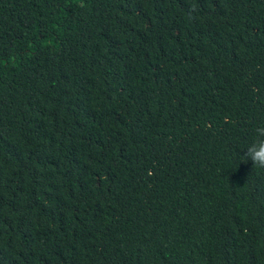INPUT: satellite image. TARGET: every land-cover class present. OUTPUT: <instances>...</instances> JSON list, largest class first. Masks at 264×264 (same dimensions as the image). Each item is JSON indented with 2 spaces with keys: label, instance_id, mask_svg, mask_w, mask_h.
I'll use <instances>...</instances> for the list:
<instances>
[{
  "label": "trees",
  "instance_id": "1",
  "mask_svg": "<svg viewBox=\"0 0 264 264\" xmlns=\"http://www.w3.org/2000/svg\"><path fill=\"white\" fill-rule=\"evenodd\" d=\"M262 122L264 0H0V264H264Z\"/></svg>",
  "mask_w": 264,
  "mask_h": 264
},
{
  "label": "clouds",
  "instance_id": "2",
  "mask_svg": "<svg viewBox=\"0 0 264 264\" xmlns=\"http://www.w3.org/2000/svg\"><path fill=\"white\" fill-rule=\"evenodd\" d=\"M253 131V139L241 150L242 155L236 159L240 163L251 161L254 171H264V122L258 124Z\"/></svg>",
  "mask_w": 264,
  "mask_h": 264
}]
</instances>
